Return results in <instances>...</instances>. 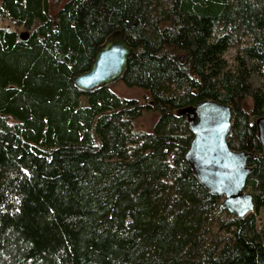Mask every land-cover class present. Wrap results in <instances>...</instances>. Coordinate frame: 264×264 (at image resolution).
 I'll return each instance as SVG.
<instances>
[{
	"label": "trees",
	"instance_id": "obj_1",
	"mask_svg": "<svg viewBox=\"0 0 264 264\" xmlns=\"http://www.w3.org/2000/svg\"><path fill=\"white\" fill-rule=\"evenodd\" d=\"M168 1L173 9L162 14L173 26L158 29L154 0H0V17L14 25L0 27V264H264V226L256 230L252 212L238 217L222 208L229 236L192 259L199 198L219 196L184 158L191 133L166 96L181 76L198 88L190 79L197 68L214 86L191 92L181 105L206 97L229 103L232 132L240 116L248 123L240 94L251 97L252 112L264 113V93L248 82L249 67L232 68L222 58L245 28L254 39L243 54L254 69L264 65V0ZM115 31L144 48L133 51L120 79L142 84L151 102H130L111 84L90 91L74 84ZM217 82L226 97L216 96ZM143 111L158 113L156 133L136 128ZM167 121H182L184 130L174 137V125L164 130ZM175 147L184 176L175 177L176 211L168 213L154 201ZM256 150L248 164L264 187L260 141ZM248 187L257 203V180L248 177Z\"/></svg>",
	"mask_w": 264,
	"mask_h": 264
},
{
	"label": "rangeland",
	"instance_id": "obj_2",
	"mask_svg": "<svg viewBox=\"0 0 264 264\" xmlns=\"http://www.w3.org/2000/svg\"><path fill=\"white\" fill-rule=\"evenodd\" d=\"M57 1L59 3L58 6L62 5L66 0H53V2ZM171 2L168 0H154V3L151 5L150 10L152 13H155V24L158 26V29H161L163 26H168L172 28L173 22L166 19L167 15L162 14V10L173 9V6H168ZM155 7L157 10L155 11ZM170 7V8H169ZM55 8H51V13L55 12ZM0 27H5L8 29H13V23L8 19H2L0 17ZM216 30L221 34L224 32V25L222 23H218L216 26ZM123 34V32H122ZM236 38L232 40L229 44L227 49L225 50L222 58L225 62V65L230 67H236L245 63L247 67L250 69L248 82L252 84L253 89L259 88L264 93V65H258L257 70L253 68V60L250 58H246L243 54V50L245 46L251 44L253 42V35L250 34L245 28L241 31V33ZM129 46L134 51L136 49V53L140 54V52L144 51V48L139 47L136 43L134 38L130 37ZM167 42H165L166 44ZM133 46H136L134 48ZM184 55V53L179 54V57ZM185 56L183 57L184 60ZM204 75V77L202 76ZM194 78L196 83H198V88L195 86H191L189 81L183 76L180 77L179 81L176 83H171L169 86V90L166 93V96L171 95L178 107L182 106L181 103L187 101L189 99V95L191 92L197 93L198 91H202V89L209 90L214 86V78L210 74L208 75L207 72L198 71L197 68L194 69L193 74L191 75L190 79ZM195 83V84H196ZM204 83V84H202ZM197 85V84H196ZM111 89L126 100L130 102H134V100H138L140 103H144L145 101H152V96L150 91L142 86L137 81H133L132 79H119L113 83H111ZM216 96L219 98H224L228 95L226 89L220 84L216 83ZM250 92H248L249 94ZM252 93V92H251ZM210 98V97H206ZM239 104L238 108L242 111L244 116L247 119V124H245L243 116L236 119L237 125L234 128L233 132H231L229 138V146L234 149H247L252 154L255 153L256 150V143L259 141L258 132H257V125L255 123V119L259 116H264V113L252 112L253 103L250 96L244 93L240 94L239 97ZM176 112V111H175ZM158 118V113L155 111L145 112L140 115L137 119V129L143 131L146 135H151L152 133H156L155 126ZM184 122L187 126V120ZM254 120V124L252 121ZM175 126L171 133H174V137L182 133L184 130V124L182 121H177L175 124L173 123L170 125V122L167 121L164 130L167 131L172 126ZM254 125V126H253ZM253 127V128H252ZM253 133H251V132ZM247 133V134H246ZM143 139H139L136 145H141L144 141ZM258 140H257V139ZM250 148H243L244 145H249ZM131 149V148H130ZM178 147H175L173 151H170L166 157V163L171 167L169 171V175L162 177L161 182L162 184L158 187L157 196L155 198V205L159 209H168V213L172 210H175L174 203L176 202V194L172 191L174 189V183L176 181L175 177L184 176L182 173V169H180L179 164H176L173 160L174 156L178 154ZM251 168V172L248 177L251 179L257 180V203H254V209L252 212V220L254 226L258 232H260L261 228L264 226V187L261 182V177L253 171V165L251 163L248 164ZM155 187V186H154ZM247 191H251V187L246 188ZM153 198V197H151ZM221 197H217L212 199H208L207 197H200L198 206L196 208V227L194 233V242L192 246V259L195 261L201 260V258L205 257L206 254L209 253V250L218 249L221 247L226 237L229 236V233L222 228V221L223 219L227 218V213L221 210L220 202ZM170 207V208H169ZM251 220V222H252ZM250 227V226H248Z\"/></svg>",
	"mask_w": 264,
	"mask_h": 264
},
{
	"label": "water",
	"instance_id": "obj_3",
	"mask_svg": "<svg viewBox=\"0 0 264 264\" xmlns=\"http://www.w3.org/2000/svg\"><path fill=\"white\" fill-rule=\"evenodd\" d=\"M132 48L121 31H115L101 44L90 67L74 75V84L90 91L111 84L124 74ZM184 55L180 56L183 59ZM186 116L192 137L184 151L198 182L211 194L222 198L220 207L238 217L254 209V196L246 190L251 168L247 149L229 146L228 136L233 129L232 106L213 98H203L195 104L177 109ZM258 138L264 147V116L256 118Z\"/></svg>",
	"mask_w": 264,
	"mask_h": 264
},
{
	"label": "flooded vegetation",
	"instance_id": "obj_4",
	"mask_svg": "<svg viewBox=\"0 0 264 264\" xmlns=\"http://www.w3.org/2000/svg\"><path fill=\"white\" fill-rule=\"evenodd\" d=\"M226 103H227V102H226ZM182 106H183V105H182ZM178 108H179V107H178ZM178 108H176V113H177V114H179L178 111H177ZM232 112H233V109H232ZM179 115L183 116V117L186 119V116H185V115H183V114H179ZM232 122H233V119H232ZM187 127H188V126H187ZM188 129H189V128H188ZM189 130H190V129H189ZM190 133H191V137H192V132L190 131ZM191 137H190V139H191ZM228 137H229V136H228ZM251 155H252V154H251ZM251 155H250V156H251ZM221 199H222V198H221Z\"/></svg>",
	"mask_w": 264,
	"mask_h": 264
}]
</instances>
